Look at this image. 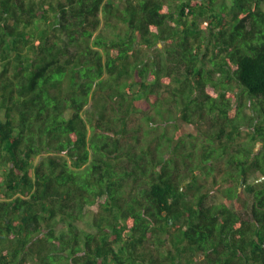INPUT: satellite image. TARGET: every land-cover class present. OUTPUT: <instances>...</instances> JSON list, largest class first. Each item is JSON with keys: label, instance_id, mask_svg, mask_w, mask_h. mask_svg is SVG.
Returning <instances> with one entry per match:
<instances>
[{"label": "trees", "instance_id": "16d2710c", "mask_svg": "<svg viewBox=\"0 0 264 264\" xmlns=\"http://www.w3.org/2000/svg\"><path fill=\"white\" fill-rule=\"evenodd\" d=\"M262 178L264 0H0V264H264Z\"/></svg>", "mask_w": 264, "mask_h": 264}, {"label": "rangeland", "instance_id": "374dc122", "mask_svg": "<svg viewBox=\"0 0 264 264\" xmlns=\"http://www.w3.org/2000/svg\"><path fill=\"white\" fill-rule=\"evenodd\" d=\"M246 112H248L249 114L252 113V111L247 108L246 109ZM183 129L186 131H192L193 128L189 125H185L183 127ZM264 180V178L260 179L259 181L262 182ZM92 220H93V214H87L84 216V218L82 220L79 221V226L82 228V229H86V230H91L92 227H91V224H92ZM63 227H62V224H59L58 225V229L61 230Z\"/></svg>", "mask_w": 264, "mask_h": 264}]
</instances>
